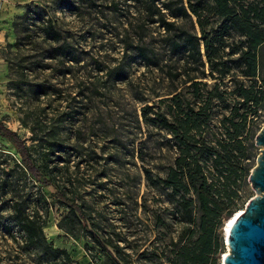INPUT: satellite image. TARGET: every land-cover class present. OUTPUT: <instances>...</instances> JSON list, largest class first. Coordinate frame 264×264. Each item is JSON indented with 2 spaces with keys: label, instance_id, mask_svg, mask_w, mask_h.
<instances>
[{
  "label": "rangeland",
  "instance_id": "obj_1",
  "mask_svg": "<svg viewBox=\"0 0 264 264\" xmlns=\"http://www.w3.org/2000/svg\"><path fill=\"white\" fill-rule=\"evenodd\" d=\"M49 25L59 42L46 35ZM172 36L144 20L140 0H0V120L25 141L40 168L57 175L58 189L82 206L89 230L14 168L20 157L0 138V264H114L109 256L119 264H170L185 225L147 172L165 177L176 148L167 131L146 123L144 109L154 120L177 94L194 102L189 79L201 76L185 55L170 51ZM139 47L150 63L139 57ZM236 79L220 86L227 102L214 111L206 134L211 141L221 138L224 117L240 102L231 93ZM259 114L254 122L262 130ZM249 128L246 164L252 167L263 148L256 142L261 130ZM236 188L240 213L256 192L250 178ZM19 206L68 257L48 256L28 243L14 222ZM223 228L219 264L229 251Z\"/></svg>",
  "mask_w": 264,
  "mask_h": 264
},
{
  "label": "trees",
  "instance_id": "obj_2",
  "mask_svg": "<svg viewBox=\"0 0 264 264\" xmlns=\"http://www.w3.org/2000/svg\"><path fill=\"white\" fill-rule=\"evenodd\" d=\"M140 1L144 20L148 24H159L166 33L173 34L169 40L170 51L185 55L187 63L197 66L201 72L200 77L189 79L194 102L177 94L170 99L168 112L157 114L154 120L146 114L149 108L144 109L146 123L152 121L167 131L176 148V157L165 177L155 179L147 172L149 183L166 193L175 204L177 219L185 225L173 244L174 258H167V262L219 264L220 230L224 221L233 218L241 208L234 201L238 197L236 187L243 178H250L255 167L246 164L250 157L245 141L252 131L250 123L261 130L254 119L259 120V113L264 112V80L259 82L264 69V2ZM45 31L52 40L60 41V35L51 25ZM65 50L64 46L60 47L62 55ZM138 51L142 60L151 62L144 47H139ZM231 77L240 78L231 91L240 102L224 117L221 138L211 141L206 134L214 111L227 102V89L220 90V86L227 87L225 80ZM206 78L220 83L210 86L197 81ZM0 138L9 142L20 157L19 162H13L14 168L50 191L54 200L68 208L89 231L82 206L58 189L57 175L40 168L25 141L2 120ZM14 222L31 246L48 256L68 257L67 252L55 250L47 243L43 228L20 206L14 210ZM94 239L102 245L98 238ZM109 257L114 264H119Z\"/></svg>",
  "mask_w": 264,
  "mask_h": 264
},
{
  "label": "water",
  "instance_id": "obj_3",
  "mask_svg": "<svg viewBox=\"0 0 264 264\" xmlns=\"http://www.w3.org/2000/svg\"><path fill=\"white\" fill-rule=\"evenodd\" d=\"M256 142L263 148L250 177L256 197L233 217L226 237L229 251L222 264H264V127Z\"/></svg>",
  "mask_w": 264,
  "mask_h": 264
},
{
  "label": "bare ground",
  "instance_id": "obj_4",
  "mask_svg": "<svg viewBox=\"0 0 264 264\" xmlns=\"http://www.w3.org/2000/svg\"><path fill=\"white\" fill-rule=\"evenodd\" d=\"M244 211H241L240 213H243ZM238 214V213H237ZM233 218H231L230 220L226 221L225 225H224V228H223V231L225 232V235L227 237L228 235V232L230 231V228H231V225H232V220ZM227 255V254H226Z\"/></svg>",
  "mask_w": 264,
  "mask_h": 264
}]
</instances>
